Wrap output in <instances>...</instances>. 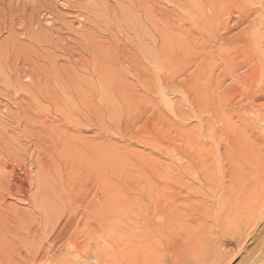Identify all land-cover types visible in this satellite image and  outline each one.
Here are the masks:
<instances>
[{
  "label": "rangeland",
  "instance_id": "374dc122",
  "mask_svg": "<svg viewBox=\"0 0 264 264\" xmlns=\"http://www.w3.org/2000/svg\"><path fill=\"white\" fill-rule=\"evenodd\" d=\"M156 201L264 250V0H0V264L162 262Z\"/></svg>",
  "mask_w": 264,
  "mask_h": 264
},
{
  "label": "bare ground",
  "instance_id": "6f19581e",
  "mask_svg": "<svg viewBox=\"0 0 264 264\" xmlns=\"http://www.w3.org/2000/svg\"><path fill=\"white\" fill-rule=\"evenodd\" d=\"M152 206H153V209L155 211V215L157 216L158 220H160L158 216L159 215L161 216L160 218L162 220V222H161L162 225H156L155 224L154 216L150 215V207H149V205H147L144 208V213H143V235H144V237L156 236L157 234H151L152 231L153 232H159L160 231V232H164V233H166L168 231H172L174 229V225H176L181 230V232L183 231L185 233L184 236L186 239V244L181 246L178 239L172 243H169L166 246V250H171V251H168L165 253V259L162 262L160 260H158L159 257L156 256V252L159 249L158 244H155V243L149 244L147 247L148 249L145 247L143 250L142 259L144 261V264H179L180 259H182L186 255H188V256L193 255V253L195 254L193 256L196 257L198 261H201L200 262L201 264H205L204 263L205 259L203 260V252L199 251V250H201V248H200V242L201 241L191 231V223H189L187 220V216H189L191 213H193L192 211L194 209L191 207H188L184 210H181V209L177 208L176 205L168 206V205L164 204L162 206L161 202H157V201ZM156 216H155V218H156ZM157 218H156V220H157ZM164 218L169 219V220H163ZM200 219H202V218H200ZM246 236H248V234H246ZM243 245H244V243H243ZM237 246L238 247L240 246V241H239V243H237ZM176 250H185V252L182 253V252L176 251ZM190 250H193L192 253H190ZM238 251H240V250H238ZM259 253H260L259 256H257L258 253H257V255H255L257 258L255 260V263H253V264H263L264 263V250H262V253L261 252H259ZM254 257L252 259H254Z\"/></svg>",
  "mask_w": 264,
  "mask_h": 264
}]
</instances>
